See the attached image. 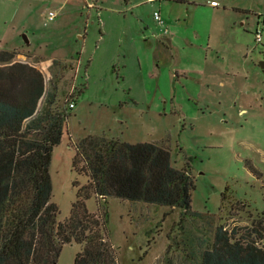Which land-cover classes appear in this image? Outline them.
Returning <instances> with one entry per match:
<instances>
[{
    "label": "rangeland",
    "instance_id": "1",
    "mask_svg": "<svg viewBox=\"0 0 264 264\" xmlns=\"http://www.w3.org/2000/svg\"><path fill=\"white\" fill-rule=\"evenodd\" d=\"M210 1L0 0V50L38 69L68 111L49 166L58 222L88 182L72 163L87 135L155 142L192 176L201 216L85 199L107 212L118 264H199L217 225L264 244V0ZM81 249L64 243L57 264Z\"/></svg>",
    "mask_w": 264,
    "mask_h": 264
},
{
    "label": "trees",
    "instance_id": "2",
    "mask_svg": "<svg viewBox=\"0 0 264 264\" xmlns=\"http://www.w3.org/2000/svg\"><path fill=\"white\" fill-rule=\"evenodd\" d=\"M13 57L0 50V264H57L62 245L71 241L82 244L73 264H118L107 212H89L85 204L92 193L178 208L181 217L202 215L191 209L192 176L172 166L167 148L92 134L77 141L72 161L88 182L58 222L49 166L68 111L38 69ZM199 264H264V244L217 225Z\"/></svg>",
    "mask_w": 264,
    "mask_h": 264
},
{
    "label": "built area",
    "instance_id": "3",
    "mask_svg": "<svg viewBox=\"0 0 264 264\" xmlns=\"http://www.w3.org/2000/svg\"><path fill=\"white\" fill-rule=\"evenodd\" d=\"M210 4H211V5H214V6H215V5H218V3H217L215 0L210 1ZM153 16H154V19H155V20H157L158 22L161 23L160 15L158 14L157 11H154ZM46 17H47V19H48L49 21H51V20L54 19V17H55V13H54L53 11H48L47 14H46ZM260 38H261L260 31H259V30H256V32H255V40H256V41H259ZM67 105H68V107H73V105H74L73 100L68 101V104H67Z\"/></svg>",
    "mask_w": 264,
    "mask_h": 264
},
{
    "label": "crops",
    "instance_id": "4",
    "mask_svg": "<svg viewBox=\"0 0 264 264\" xmlns=\"http://www.w3.org/2000/svg\"><path fill=\"white\" fill-rule=\"evenodd\" d=\"M148 1H151V0H148ZM212 1V0H211ZM213 7H214V5H212ZM215 6H218V5H215ZM124 200H126V199H124ZM128 201H131V200H128Z\"/></svg>",
    "mask_w": 264,
    "mask_h": 264
},
{
    "label": "water",
    "instance_id": "5",
    "mask_svg": "<svg viewBox=\"0 0 264 264\" xmlns=\"http://www.w3.org/2000/svg\"><path fill=\"white\" fill-rule=\"evenodd\" d=\"M263 65V63H261Z\"/></svg>",
    "mask_w": 264,
    "mask_h": 264
}]
</instances>
